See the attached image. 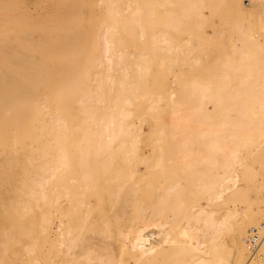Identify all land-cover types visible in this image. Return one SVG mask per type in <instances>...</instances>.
Masks as SVG:
<instances>
[{
    "label": "bare ground",
    "instance_id": "obj_1",
    "mask_svg": "<svg viewBox=\"0 0 264 264\" xmlns=\"http://www.w3.org/2000/svg\"><path fill=\"white\" fill-rule=\"evenodd\" d=\"M51 1L0 0V264H264V0Z\"/></svg>",
    "mask_w": 264,
    "mask_h": 264
},
{
    "label": "rangeland",
    "instance_id": "obj_2",
    "mask_svg": "<svg viewBox=\"0 0 264 264\" xmlns=\"http://www.w3.org/2000/svg\"><path fill=\"white\" fill-rule=\"evenodd\" d=\"M8 3L11 5L10 7V14L5 16L3 19L4 21L10 20L11 22L15 21L17 18L27 17L25 15L31 14H40L42 17L48 12L52 6L53 2L51 0H7ZM246 7V11L250 13L253 18L258 20L257 10L255 6L248 5V2H244ZM33 6V9H32ZM35 7V8H34ZM91 7V6H89ZM96 8V7H95ZM31 10V11H30ZM29 20L26 21L27 26H33L35 24L34 21ZM14 36V34H13ZM264 164V159L263 163ZM258 170L261 176H264V165L258 166Z\"/></svg>",
    "mask_w": 264,
    "mask_h": 264
},
{
    "label": "built area",
    "instance_id": "obj_3",
    "mask_svg": "<svg viewBox=\"0 0 264 264\" xmlns=\"http://www.w3.org/2000/svg\"><path fill=\"white\" fill-rule=\"evenodd\" d=\"M261 228L263 229V231H264V221L262 222V224H261ZM257 232H254V235L256 234ZM252 241L250 242V249L252 250V251H254L255 249H256V247H257V245L259 244V242L258 241H260V239L258 238V237H253L252 236V239H251Z\"/></svg>",
    "mask_w": 264,
    "mask_h": 264
}]
</instances>
